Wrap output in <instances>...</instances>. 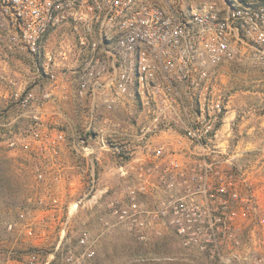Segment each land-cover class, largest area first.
<instances>
[{
  "label": "built area",
  "instance_id": "obj_1",
  "mask_svg": "<svg viewBox=\"0 0 264 264\" xmlns=\"http://www.w3.org/2000/svg\"><path fill=\"white\" fill-rule=\"evenodd\" d=\"M56 33L73 40L78 99L110 111L139 100L148 113L128 134L141 151L137 181L109 205L118 221L142 238L170 229L185 247L212 257L249 250L257 242L254 226L264 223L262 199L241 152L222 135L228 100L213 82L225 61L264 55V3L0 0V78L38 124L36 90L20 87L6 65L26 55L43 82H54L57 56L48 44ZM52 94L45 87L41 98ZM168 131V141L158 143ZM64 140L63 132L50 139L60 162ZM110 148L121 152L118 144ZM247 225L252 235L242 237Z\"/></svg>",
  "mask_w": 264,
  "mask_h": 264
},
{
  "label": "rangeland",
  "instance_id": "obj_2",
  "mask_svg": "<svg viewBox=\"0 0 264 264\" xmlns=\"http://www.w3.org/2000/svg\"><path fill=\"white\" fill-rule=\"evenodd\" d=\"M48 49L57 56L54 82H43L26 55L6 65L20 87L36 90L39 124L0 78V264H264L261 222L254 226L258 243L249 244L250 251H227L222 257L185 247L170 229L142 238L119 222L109 205L137 181L133 167L141 150L128 134L147 121V110L139 100L113 111L94 110L89 99L76 96L72 38L56 33ZM213 84L233 114L222 135L232 152H241L240 164L258 186L259 217L264 218V55L244 52L225 61L216 68ZM45 87L53 91L48 100L41 98ZM61 132L62 162L50 144ZM169 133L162 132L158 143L168 141ZM115 144L121 152L110 148ZM252 227L243 228L241 236H251Z\"/></svg>",
  "mask_w": 264,
  "mask_h": 264
},
{
  "label": "crops",
  "instance_id": "obj_3",
  "mask_svg": "<svg viewBox=\"0 0 264 264\" xmlns=\"http://www.w3.org/2000/svg\"><path fill=\"white\" fill-rule=\"evenodd\" d=\"M13 60H15V59H13ZM14 78H17V79H18L17 76L14 77ZM65 92H66V91H65ZM229 106H230V104L228 105V109H227V111H226V115H225L224 120H230V119H232V117H233V114L231 113L232 111L229 110ZM230 113H231V115H230Z\"/></svg>",
  "mask_w": 264,
  "mask_h": 264
}]
</instances>
